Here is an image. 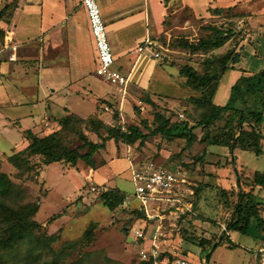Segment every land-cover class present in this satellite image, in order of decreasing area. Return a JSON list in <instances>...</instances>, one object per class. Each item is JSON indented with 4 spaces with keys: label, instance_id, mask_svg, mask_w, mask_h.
I'll list each match as a JSON object with an SVG mask.
<instances>
[{
    "label": "rangeland",
    "instance_id": "374dc122",
    "mask_svg": "<svg viewBox=\"0 0 264 264\" xmlns=\"http://www.w3.org/2000/svg\"><path fill=\"white\" fill-rule=\"evenodd\" d=\"M145 1L137 0L136 3L145 4ZM193 1L195 12L201 15L197 16L188 6L183 9L175 6L168 22L166 21L170 38L166 39L167 33H165L166 37L155 45L162 56L160 65L169 69L170 72L168 76L163 75L162 81L164 82L158 79L153 83L156 91L160 92L155 94L156 99L152 98L150 93L145 92L139 97L127 95L128 100L124 102L125 98L117 91L119 96H113L110 100L98 101L95 111L98 116L107 113L109 115L106 120L104 119L105 121L112 124L121 122L123 126L140 125L145 132L148 129L145 128L144 122L148 121L149 127L154 128L157 124L156 115L158 113L170 118L173 122L187 120L193 125L200 121L204 109L191 100L193 96H199L200 93L187 85V77L183 75L182 69L190 65L199 72H204V64L208 56L220 55L234 48L232 43L204 55L203 53L193 54L188 49L177 45L180 39L197 42L207 34L204 29L207 24L223 27L234 26L235 40L242 41V44L246 42L239 50L247 46L249 49L243 52L242 67L251 72L264 67V0H238L237 7L230 11L225 10L222 15L216 17L202 14L206 12L205 6L208 0ZM219 2L216 1V3ZM229 2L231 0L226 3ZM83 7L87 13L84 5ZM103 17L104 19L107 17L105 11H103ZM145 28L147 27L144 20L140 21L137 25L138 31H145ZM238 51L236 52L239 53ZM251 51H254L255 55H252ZM8 56L9 52L3 54L4 58ZM153 62L144 55L137 73L143 70V75H145L149 71L150 64H154ZM230 77L231 75L221 80L218 102L223 92L226 90L229 94L231 92V88H228ZM144 80L146 81L145 76ZM109 84L107 88L114 86ZM217 99H215L216 102ZM246 102L248 107L256 106L264 109V101L255 96H247ZM123 104H125L124 107ZM42 105L43 102L40 106ZM93 105L88 102L83 104L84 109L79 113L84 117L91 115ZM238 105L244 106L241 100ZM106 106L109 107L108 110ZM1 111L12 118H19L26 114L25 111H31V109L29 107H24L23 110L8 107ZM116 112L119 113L118 121L113 118ZM25 119L26 117L23 121ZM51 121L54 122L53 118ZM25 123L23 122V125H26ZM4 124V120L0 119V133L2 132L0 149L12 153L10 151L15 149L11 150V145L15 143L19 145L21 134L17 126L7 127ZM223 125L222 121L214 124L213 133H221ZM45 126L48 127L46 124ZM195 132L200 138L203 130L197 128ZM86 133L92 140L98 139L94 132L87 131ZM80 143L77 139L73 147ZM121 146L128 151V156L131 157L133 163L154 161L166 167L180 165L187 167L193 183L198 187H204L197 198L196 220L198 221L193 222L195 219L192 221L191 231L184 235L183 244L181 241L175 242L170 246L172 249L182 251L184 248L195 264H260L259 251L264 246V187L255 184L254 173L264 172V143L263 152L259 155L253 150L241 149L235 150L232 155L230 150L222 146L211 145L204 160L199 157L206 145L200 140H196L190 146L185 139L168 140L158 134L150 137L144 145L137 143L130 146L119 143V147ZM113 152V145H108L104 154L100 153L102 155L96 157L97 162H100L104 155L107 159V166H102L105 168H102L100 172L97 171L95 180L91 181L86 179L88 173L92 172L91 170L87 172L89 166L85 161H81L77 166L64 162H55L45 166L40 164V176L32 179H29L27 175H21L20 171L8 160L1 161L0 170L9 174L16 183L24 187L28 194L27 201L41 199V208L35 219L43 224L44 228L33 234L25 235L12 244H2L6 229L0 223V264H139V252L144 244L135 239L133 234L139 214H134L123 204L112 210L105 205L101 197L102 193L112 186L119 187L126 195H132L136 191L127 155L122 151L119 157L112 158ZM35 171L33 170L30 174L33 175ZM106 177H108L107 180H104ZM102 181H106L110 187L95 183ZM221 188L227 190L226 196L221 193ZM241 191H253L256 194L255 201L259 203L260 217L253 218L246 231L230 230L234 244H230L228 238H225L214 250L209 249L203 252V248L199 246L200 240L213 238L216 241L226 231L228 222L234 217L233 210L237 202V194ZM45 195L47 197L42 200ZM55 216L58 217L54 218ZM88 230H93L91 240L85 235ZM210 251L212 254L207 262Z\"/></svg>",
    "mask_w": 264,
    "mask_h": 264
},
{
    "label": "crops",
    "instance_id": "0c3cea01",
    "mask_svg": "<svg viewBox=\"0 0 264 264\" xmlns=\"http://www.w3.org/2000/svg\"><path fill=\"white\" fill-rule=\"evenodd\" d=\"M136 1L99 0V3L101 7L103 6L102 11L106 12L107 17L104 20L113 48L116 68L122 70L130 78L127 95L139 97L148 92L152 98L156 99L155 94L160 92L156 91L153 83L158 79L162 81L163 75L168 76L170 74L169 69L160 65L162 56L155 58L148 51L138 53L137 49L139 46L144 45L147 40L157 44L166 37L165 33H167L166 39H169L170 31H167L166 21L168 22L170 14L175 9L174 7L180 6L183 9L188 6L195 12L194 1L146 0L145 4H138ZM216 1L208 0L205 6L206 12L202 14L211 17L220 16L214 14L212 10L220 7L226 10L229 8L234 9L238 4V0H231L229 3L226 2L230 0H221L219 3H216ZM11 3L16 5L13 16L9 22L0 21V27L5 30L3 34L10 32L13 43L18 45V60L11 62L8 57H3L5 52H9L10 55L12 49H7L2 54L0 119L4 120V126L14 125L17 126V129L19 128L21 141L19 145L18 143L11 145L10 149H15L10 151L12 153L0 149V159L3 160L6 156L23 150L29 145L30 140L26 137L27 130H31L39 136L48 135L60 129L58 121L60 118L70 114L89 118L95 114L99 100H110L113 96H119L117 89L114 86L107 88L108 82L96 73L98 66L97 51L89 19L81 0H0V12ZM196 15L200 16L201 14L196 13ZM143 20L147 28H145V31L139 32L137 25ZM245 43L238 42L234 36L224 46L232 44L238 51ZM155 49L159 51L156 46ZM246 49L249 51L248 46L238 51L241 60L234 64L235 68L229 69L222 78L223 81L225 77L231 75L228 84L229 89L242 75L259 70L251 72V70L242 67L243 52ZM251 53L255 55L254 51H251ZM144 55L154 61V64H150L149 71L145 75H143V70L137 73ZM222 81L220 86H222ZM218 92L214 101L218 98ZM230 94L226 90L219 102L218 98L215 103L219 105L226 104L229 101ZM126 96L124 102L128 100ZM42 102L43 105L40 106ZM87 102L94 105L91 109V115L84 117L79 112L84 109L82 105ZM238 103L239 101H237L236 106L241 107ZM8 107L22 110L24 107H29L31 111H25L26 114L19 118H12L9 114L1 111ZM108 115L105 113L101 115V118L106 120ZM24 117L26 119L23 121ZM51 118L54 122L51 121ZM39 119L40 121H37ZM23 122H26V125H23ZM0 136H2V132ZM97 138L93 141H100L98 135ZM108 145H113L114 148L112 158L119 157L123 151L127 155L132 168L133 160L128 156V151L123 146L119 147V143H116L114 139L107 141L106 148L96 154L95 160L98 155H102L100 153L104 154ZM222 147L229 150L227 147ZM102 166H107V159L104 155L101 157L100 162L96 160L95 168L88 167L87 172L91 170L92 173H88L86 179H89V181L95 180L96 172H100L102 168H105ZM107 178L104 180H107ZM111 178L113 177L111 176ZM95 183L110 187L106 181ZM196 221L198 220L193 222ZM227 234L231 238L230 231ZM178 241L184 242L185 240L179 238L175 242ZM183 250L178 252L190 258L188 251L184 248ZM190 259L192 260V258Z\"/></svg>",
    "mask_w": 264,
    "mask_h": 264
},
{
    "label": "trees",
    "instance_id": "16d2710c",
    "mask_svg": "<svg viewBox=\"0 0 264 264\" xmlns=\"http://www.w3.org/2000/svg\"><path fill=\"white\" fill-rule=\"evenodd\" d=\"M15 8L14 3L8 4L0 12V21L9 22ZM225 10V8L220 7L212 11L216 15H222ZM227 10L230 11L232 8ZM233 27L232 25L223 27L208 24L204 26L207 34L197 42L180 39L177 45L188 49L193 54L203 53L207 55L222 48L236 35V29ZM4 32L5 30L0 27V36ZM240 60L241 56L234 47L223 54L208 56L205 60L204 72H199L190 65L183 67V75L187 77V85L200 93L199 96H193L191 100L204 109L201 120L196 124L192 125L187 120L173 122L170 118L158 113L156 115L157 124L154 128L149 127L148 121L144 122L145 128L148 129L145 132L140 125L123 126L121 122L112 124L96 113L89 118L70 114L60 118L58 120L60 129L48 135L39 136L31 130H27L26 137L30 140L29 145L23 150L6 156L4 160H8L20 171L21 175H27L29 179H32L40 176V164L45 166L55 162H64L76 166L82 160L87 165L95 168L96 154L106 148V143L110 139H114L116 143H125L130 146L137 143L144 145L150 137L158 134L168 140L185 139L190 146L196 140H200L206 145L205 149L200 152L199 159L201 160L206 159L211 145L227 147L232 155H234L236 149L253 150L259 155L263 152L264 143V109L256 106H246V97L255 96L257 99L264 101V68L258 72L242 75L232 86L230 98L226 104L219 105L214 101L225 73L229 69L235 68L234 64ZM240 100L244 104L243 107L236 106L237 101ZM113 118L118 121L119 113L116 112ZM220 121L224 123L221 129L222 132L214 134L212 126ZM197 128L203 130L200 138L195 132ZM87 131L97 134L100 141H93L87 135ZM77 139L81 143L73 147L74 141ZM33 159L37 160L34 161ZM4 160L0 159V162ZM33 170L35 173L32 175L30 173ZM254 181L255 184L264 187V172H255ZM193 188L192 201L196 212L197 198L204 187H198L194 184ZM220 191L223 195H227L226 189L221 188ZM45 197L47 196H43L42 200ZM101 197L105 205L114 210L123 204L126 194L118 187H111L102 193ZM255 198L256 194L253 191L238 192L237 202L233 210V219L228 222L226 231L221 238L219 236L216 241L213 238L200 240L199 246L203 248V252L209 249L214 250L225 238H228L230 244H234L227 232L230 230L246 231L251 220L260 217L259 203L255 201ZM27 200L28 194L24 187L16 183L9 174L0 170V223L6 229L1 241L2 244H12L25 235L33 234L35 231L44 228L43 224L35 219L41 208V199L36 201ZM194 219H197V214L189 221L190 225ZM188 232V230L184 231L183 235ZM92 234L93 230H88L85 233L89 240L92 239ZM211 254L212 251L207 256V262H209ZM139 264L150 263L140 259Z\"/></svg>",
    "mask_w": 264,
    "mask_h": 264
},
{
    "label": "built area",
    "instance_id": "2783aa9c",
    "mask_svg": "<svg viewBox=\"0 0 264 264\" xmlns=\"http://www.w3.org/2000/svg\"><path fill=\"white\" fill-rule=\"evenodd\" d=\"M81 3L87 10L97 50L96 73L125 97L130 78L115 67V56L101 5L98 0H81ZM155 45L147 40L138 47L137 52L148 51L153 57L160 58L161 53L155 49ZM7 49H12L9 61H17L18 45L13 43L10 32L0 39V75L2 54ZM105 108L109 109L108 106ZM132 177L136 191L126 195L123 205L139 214L138 223L133 229L134 238L144 244L139 258L150 264H195L187 255L170 247L177 239L184 237V231H191L189 221L196 215L192 201L194 183L189 170L181 165L166 167L154 161H143L132 163ZM259 260L260 264H264V246L259 251Z\"/></svg>",
    "mask_w": 264,
    "mask_h": 264
}]
</instances>
